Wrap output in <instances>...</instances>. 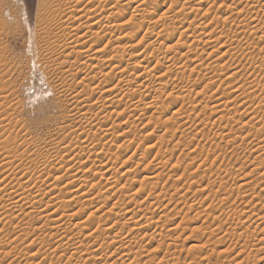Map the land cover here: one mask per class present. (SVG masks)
Here are the masks:
<instances>
[{
  "label": "rangeland",
  "instance_id": "1",
  "mask_svg": "<svg viewBox=\"0 0 264 264\" xmlns=\"http://www.w3.org/2000/svg\"><path fill=\"white\" fill-rule=\"evenodd\" d=\"M4 1L14 6L19 12V16L16 23L13 19L7 20L9 23L8 25L12 26V31L15 33L13 35L11 34L8 38L10 49L8 58L10 60L9 62H13L12 65H15L16 71L10 79L8 78L6 81L9 87L11 86L10 90L8 88L6 91L8 102L5 103V99H3L4 96H0V118H7L5 121H8V123H6L7 121L5 122L7 125L4 123L6 126H0V153H6V156L10 153L8 157L9 159L12 157L10 161L13 162V164L11 166L0 167V187L7 189V187L10 188L9 186L12 187V185H15L14 187H17L26 182L28 183L27 186H30L32 189L35 187L38 188V185H40L39 187H44L43 189L45 190V186L53 183L55 186L56 182L64 177L57 182L58 187L64 189V187L66 188V186H68L67 183L76 180L79 176L80 178L84 176L88 181V186H86L85 191L91 189V197H89L92 198L91 201L93 202L94 200V202L90 204L88 202L87 205L85 204L86 206L84 208L86 210L84 209L79 214L80 218L84 220L88 219L90 225L93 224L91 225L92 227L89 226L84 230V232L79 235L78 239L76 238V241L82 246L81 250H76L75 246V252H73V248L71 249L70 247L66 248L67 246H63L62 249H58L59 252L56 254H54L53 249L57 245L56 242L58 240L55 237H50L55 231L43 228V220L36 219L38 217L37 214H34V220L29 216L23 215L24 217H20L18 212L15 213L14 210H10L6 214L8 217H5L6 215H4V218L0 217V264H264V244L261 242L263 241L264 243V220L261 218V215L264 216V208H262L261 204L262 201L264 202V181L261 179L264 166L260 169V166L258 167L259 163L256 161L258 160L256 157L262 153H259V148L262 147L261 145L264 140V137L262 138V136H264V111H262L264 110V106L263 108L258 107V104H264V93H261L257 88L260 84H264V22H262L264 21V0L226 1V5L224 4L222 8L220 6L222 4L221 2H224L223 0H217L216 4H214L213 0H197L198 2L195 0H191L192 2L186 0L187 3L185 0H180V5L182 7L186 4L184 7L187 10L184 9V12L186 13L187 11V14L192 12L188 15L189 20H186L183 15H181V17L175 16L176 12L182 9V7L179 5L181 8L179 7L178 10H173L174 4L172 3L174 0H122L123 4L121 5L123 7L130 1L135 2L132 3L129 9H123L124 12H126V10L129 12H126L127 14L123 24L127 23L131 25L133 22L139 20V22L142 21V24L145 26L142 25L143 28L139 30H134L133 28V31L131 27L129 28L131 33L127 31L125 32L126 34L117 28L115 29V26L119 24L116 15L114 17L115 20L111 17L110 8L115 6V2L119 3L118 0H75L76 5H79L82 10L78 7L77 11L79 14L76 15L78 12H74L75 14L72 20H70V22L76 19L78 20L75 21L76 23L74 22V26L71 27V24L67 21L69 24V31L66 29L65 32L68 31V34L66 33L64 35L67 36L69 41L71 39V41H73V39L74 41L77 39L78 41L81 40L77 44L79 48L76 47L78 50L75 49V56H68L70 60H67V58L65 59L64 56H58L60 51H57L56 48L53 54L56 61L52 60L54 59L53 56L48 57V52H46L43 48V44L40 42L41 33L43 32L41 31V27L37 25L39 0ZM109 1H112V4ZM96 2H98V4ZM238 2L240 10L246 7L244 8L246 9L244 10L246 15L243 14V16H246V28L239 25L242 29L246 30H243L246 33H243V31L241 32L242 29L234 22V20L238 19V16L235 10L234 13L231 8H236L235 3L238 4ZM58 3V0H46L44 6H46V4L54 5ZM157 3H160L158 5H160L162 9L155 13L153 7ZM106 4H108V6ZM136 5H138L137 7H141L137 10ZM211 5L213 7L210 12H206L208 10L207 8L210 9ZM229 6H231V8ZM170 7L173 12L170 10ZM191 9L192 11H190ZM198 10L201 11L196 12ZM169 11H171V13H169ZM151 14L154 15L151 16ZM8 16L9 13L7 12L5 17L8 18ZM150 16L154 18L152 22L160 20L164 23L163 21H165L167 24L166 28L170 27V24L174 21V23L171 24V26H174H172L173 29L170 27V30H172L170 33H174L175 36L171 46L174 45L176 48H174L173 54L168 52L164 53V55H160L159 59L161 58L160 62L162 64H158V60L154 57L149 58L151 53L159 48V46L163 45L165 41L164 36L160 37L162 35L159 36L157 34L158 30L160 31V29H158L160 25H158L159 27L157 28L155 23L150 24L148 21ZM66 18L67 17H64V20H67ZM108 19H110V22ZM131 19L134 20L132 21ZM142 19L145 22H143ZM253 19H257L256 21L258 22L252 23ZM184 21L187 22L185 23ZM249 21L250 24L248 23ZM84 23L85 28L83 26ZM181 23H183L184 27ZM190 23L194 25L192 28L194 30L197 29V31L194 32L193 30H189L186 34L184 29L188 24L191 25ZM80 25L85 31L82 30L83 28ZM75 26H78L77 28L81 27V29H75ZM257 27L258 29L261 28L258 30ZM73 28L75 29V33L72 32V30H74ZM174 28H176V30H174ZM76 30L81 33H77ZM152 30L156 31L153 32ZM238 30L243 35L240 34ZM138 31H140V33ZM91 32L94 33L92 34ZM127 33L137 34L139 37H137L138 39L136 37V39L134 37L130 39ZM152 33L154 35L156 33L155 37ZM124 34L126 36H124ZM151 34L153 35L152 38L148 37V35L151 36ZM38 35L39 37H37ZM82 36H87V38L83 39ZM177 36L180 38L184 36L185 38L183 37L181 40ZM118 37L120 39H118ZM176 37L181 40V43L178 42L179 40L177 41ZM260 37L262 40H260ZM89 38L92 39L90 40ZM204 38H209L208 43H206L207 40ZM218 38H220V40H218ZM98 39L102 42H99L100 40ZM114 39H116L117 42ZM155 40L159 41L156 42ZM98 42L101 45L98 46ZM160 42L161 44L158 45ZM177 42L178 44H176ZM231 42L233 43L231 44ZM110 43L111 46L109 45ZM91 44L93 45L90 46ZM152 44H155L154 47ZM214 44L216 46H214ZM119 45H125L124 48L123 46L121 47L123 50H120L125 55L132 53L135 55L136 52L141 50L142 51L139 53L145 52V49L148 50L146 52L149 54L147 58L148 60L150 59V64L147 62H140L138 66H141H137L135 70H132L133 74H135L134 78L137 77L139 81H136V79H131L132 81L127 80V75L123 74V72L126 71L124 67L126 68L127 58L123 59V57H120V60L117 58V52L115 50L119 52L117 49ZM189 45L192 48H190ZM197 46L199 48H197ZM187 49L189 53L186 52ZM191 49L192 51H190ZM166 50L167 49L164 48V51ZM194 51H196V53ZM44 52L46 54H44ZM77 52L82 55H79V53L77 55ZM243 53L245 54L243 55ZM181 55L186 56V59L183 58V56L181 57ZM86 56L88 58H86ZM106 56L107 58H105ZM114 56L117 59H115ZM171 56H174V58L177 57L178 60L175 59L174 61L170 59ZM41 57H43V59ZM58 57L59 59H56ZM116 60L125 62L121 65ZM168 60L169 63L165 64ZM172 60L179 64L176 66L179 67V69L170 73L165 67L170 66L173 63ZM141 61H143V59H141ZM118 66L120 69L123 67L124 70L122 69L123 71H120ZM67 69H70L69 72ZM146 71H150L152 74L157 72L160 73L155 74V76L153 74V76L157 78L161 76L164 82L161 80L156 81L154 79V81L148 79L146 84H144L145 88L142 87L144 91L141 89L139 90L140 93L131 97L128 95V92L132 90L136 91L137 87L144 81L140 77L138 78V75L140 76L141 73H145ZM233 72H235L234 75ZM175 74H177V76ZM83 87L86 88L84 89ZM241 87L246 88V104L243 102L244 99H238L237 96H235L237 95L235 92H237V89L240 90L239 88ZM115 88H120L122 91L118 94L117 98H114L113 95L108 93L111 89L114 90ZM91 90L94 94H92ZM256 91H258V93ZM78 92H82L81 94L84 97V103H81L80 107L77 105L78 103L75 105L77 101L72 99L71 96V94L74 95ZM141 93L142 95L144 94V97L141 96ZM253 93H257V96L254 95V98ZM131 103L133 104L131 105ZM12 105L14 107H11ZM227 105L228 107L224 108ZM146 107L147 109L145 110L144 108ZM76 108H82L84 110L79 114ZM4 109L6 113L3 111ZM9 109L11 111H8ZM2 112H4V115ZM82 113L84 114L82 115ZM12 117L13 120L11 119ZM244 122H246V126ZM83 132H88L89 135H83ZM10 134L11 136L12 134L15 136H12V139L6 138V136L8 137ZM229 134L232 135V137L237 135L235 136V138H237L235 139L236 141L232 140V138L230 140L222 139V137ZM242 137L246 139L243 140ZM8 141L10 142L8 143ZM6 142L7 144H4ZM20 158L22 159L20 160ZM29 158L39 160V163L33 165L34 169L30 168L31 170L25 172L26 167H22V169L21 163L23 161H29ZM66 163L70 165L67 166ZM42 168H46V171ZM105 168L110 169L111 173H115H108L105 175L103 173L104 170H106ZM21 169L23 171H20ZM38 170H42L45 173L43 172L42 174L41 171V175H38ZM62 174L63 176H61ZM46 180L48 182H46ZM51 186L47 187V189ZM31 188L30 190H32ZM92 189H94V191ZM100 190L101 192L98 194L97 192ZM46 191L48 190H45V192ZM72 191L71 187L67 190L65 189L64 195L66 198L71 197L70 192ZM34 194L30 195L29 193V196L26 195L27 200L29 201L30 198V201L32 200L34 202L37 198L36 201L40 199L43 200V197H45L38 193ZM37 194L38 196H36ZM95 195L100 196L97 199ZM134 198L135 200H133ZM77 201L78 200L72 202V205L71 203H67L68 206L72 207H69V209L75 210V208H78ZM229 204L231 206H229ZM99 207L101 208L99 209ZM126 211H130L131 214L133 212L132 215L136 213V220L133 222L129 221L127 219L129 217L125 216ZM1 212L2 211H0V213ZM2 214L4 213L2 212L1 215ZM14 214L18 216L15 217ZM6 218L11 221L5 220ZM77 221L79 220H75V222ZM136 221L137 224L140 223L137 226L135 224ZM240 222H243L241 226L239 224ZM21 223L22 225H20ZM72 227L70 226L72 231L76 232L78 230V228L74 230ZM90 231H96L94 236H98L99 239L105 237L109 238V240H107L108 242L105 241L107 243L104 249L102 246L98 247L100 243L97 242L96 237H86L87 234L91 233ZM23 234H27V236ZM62 234L64 235L65 233ZM117 234L120 235V238L114 239ZM99 235H101V238ZM237 235L238 237L240 236L241 239L240 237L238 238ZM68 238H70V236H68ZM111 238L113 242H116L111 243ZM130 243L133 247L135 246L134 249L131 250L132 254L123 249L125 246H130ZM86 248L89 250L88 255H84V252L87 251ZM107 248L108 250H105ZM70 249L71 251H69ZM43 253H48L47 258ZM71 253L80 256L75 255L76 257H73ZM89 254L90 256L92 255V258ZM31 255H33V257ZM75 258L78 259L76 260ZM87 259L90 261L89 263H86Z\"/></svg>",
  "mask_w": 264,
  "mask_h": 264
},
{
  "label": "bare ground",
  "instance_id": "2",
  "mask_svg": "<svg viewBox=\"0 0 264 264\" xmlns=\"http://www.w3.org/2000/svg\"><path fill=\"white\" fill-rule=\"evenodd\" d=\"M59 1V3L58 4H46V6H44L45 5V3H46V0H39V5H38V12H37V18H38V26L39 27H41V31L43 32V33H41L42 34V36L40 37L41 38V43L43 44V48L46 50V52H48L47 54H48V57L50 56H53V54L55 53V49L57 48V51L59 50L60 51V53H59V55L58 56H61V57H65V59L67 58V60H70V59H68V58H70V57H68V56H75V52H76V50H78V49H76V47L77 48H79L78 46H77V44L81 41V40H79L78 41V39L76 40V41H74V39H73V41H69V39H67V36H65L64 34H66L68 31H69V29H68V25L69 24H71L70 26L72 27V26H74V22L77 20H74V21H72V22H70V20H72V18H73V16H74V12H76L77 10H78V7H79V5H76V1L75 0H58ZM95 1V0H94ZM106 1V0H105ZM113 1V0H112ZM111 1V2H112ZM137 1V0H136ZM148 1V0H147ZM186 1V0H185ZM191 1V0H190ZM195 1H197V0H195ZM222 1V0H221ZM224 2H221L222 4H221V8H222V6L225 4L226 5V1H232V0H223ZM233 1H235V0H233ZM232 1V2H233ZM239 1V0H238ZM246 1V0H245ZM251 1V0H250ZM254 1V0H253ZM256 1V0H255ZM110 2V1H109ZM110 2V3H111ZM118 2L119 3H117V2H115L114 4H115V6H113L112 8H110L111 9V14L112 15H114V16H112L111 14V17H113V19L115 20V15H116V17L118 18V22H119V24L118 25H116V23H115V29L117 28L118 30H121V31H123V33H125V32H127V31H129V28H131L132 27V31H133V28H134V30L135 29H137V30H139V29H141V28H143L142 27V25L144 26V24H142V21H140L139 22V20L138 21H135V22H139V23H135V22H131L132 24L131 25H129V24H127V23H125V24H123L124 22V20H125V18H126V14L127 13H129V12H127V10H126V12H124L123 11V9H125V8H128L129 9V7L132 5V3H135V2H128V4H124L125 6L123 7L121 4H123V1L122 0H118ZM145 2V1H144ZM192 2V1H191ZM198 2V1H197ZM202 2V1H201ZM213 2H214V4H216V2H217V0H213ZM77 3H78V1H77ZM95 3V2H94ZM97 4H98V2H96ZM107 3V2H106ZM130 3V4H129ZM137 3V2H136ZM142 3V2H141ZM184 3V2H183ZM186 3H187V1H186ZM240 3H241V1H240ZM250 3V2H249ZM253 3V2H252ZM66 4V5H65ZM103 4V3H102ZM112 4V3H111ZM140 4V3H139ZM147 4V3H146ZM158 4H160V3H157V4H155L154 5V7H153V9H154V12L156 13V12H158V11H160L162 8L160 7V5H158ZM172 4H174V8H173V10H178L179 9V7L181 6L180 5V0H174V2L172 3ZM264 4V3H263ZM64 5H65V8H64ZM93 5V4H92ZM100 5V4H99ZM104 5V4H103ZM107 6H108V4H106ZM110 5V4H109ZM148 5H149V3H148ZM180 5V6H179ZM182 5H184V4H182ZM186 5V4H185ZM184 5V6H185ZM199 5V4H198ZM220 5V4H219ZM236 5V6H235ZM235 5H233V6H235L236 8H231V6H229L231 9H233V12H234V10H235V12H236V14H237V16H238V19H236V20H234V22H236L237 23V25L239 26H242V27H244V28H246V13H244V10H246V9H244V8H246V7H243L241 10H240V8L238 7V5H239V2H238V4H236L235 3ZM257 5V4H256ZM97 6V5H96ZM112 6V5H111ZM138 5H136V7H137ZM142 6H144V5H142ZM171 6V5H170ZM182 7V9H180L179 11H175L176 12V14L175 13H173V14H175V16L176 17H181V15H183V17L184 18H186V20H189V18H188V15H190V13H192V12H190V13H188L187 14V11H186V13L184 12V9H185V7ZM196 6V5H195ZM200 6V5H199ZM210 6V5H209ZM218 6V5H217ZM253 6V5H252ZM139 7H141V6H139ZM139 7H137L136 9L138 10V8ZM145 7V6H144ZM149 7V6H148ZM147 7V8H148ZM180 7V8H181ZM188 7V6H187ZM212 5H211V7H210V9L209 8H207L208 10L206 11V12H210V10L212 9ZM219 7V8H220ZM224 7V6H223ZM80 8V7H79ZM83 8H84V6H83ZM100 8V7H99ZM98 8V9H99ZM132 8H135V7H132ZM220 8V9H221ZM227 8H228V6H227ZM262 8V7H261ZM81 10H82V8H80ZM79 9V10H80ZM103 9V8H102ZM190 9V8H189ZM196 9H198V8H196ZM195 9V10H196ZM201 9V8H200ZM219 9V10H220ZM230 9V10H231ZM93 10V9H92ZM137 10H136V12H137ZM169 10V9H168ZM170 10H172V8L170 7ZM173 10H172V12H173ZM185 10H187V9H185ZM226 10V9H225ZM85 11V10H84ZM96 11V10H95ZM124 13H123V12ZM140 11V10H139ZM190 11H192V9L190 10ZM199 11H201V10H198V11H196V12H199ZM9 13V16H8V18L7 17H5V14L6 13ZM78 12V11H77ZM86 12V11H85ZM99 12V11H98ZM120 12V13H119ZM133 12V11H132ZM144 12V11H143ZM147 12V11H146ZM232 12V11H231ZM232 12V13H233ZM234 12V13H235ZM145 13V12H144ZM154 13V14H155ZM169 13H171V11H169ZM205 13V12H204ZM254 13V12H253ZM256 13V12H255ZM264 13V12H263ZM77 14H79V12L78 13H76V15ZM154 14H151V16L152 15H154ZM164 14V13H163ZM172 14V15H173ZM195 14V13H194ZM243 14H245L244 16H243ZM75 15V16H76ZM88 15H89V13H88ZM97 15V14H96ZM95 15V16H96ZM118 15V16H117ZM140 15V14H139ZM172 15H170V16H172ZM192 15V14H191ZM257 15V14H256ZM18 16H19V12L17 11V9H15V7L14 6H12L10 3H7L6 1H4V0H0V38L1 37H3V38H1L0 39V96H4L3 97V99H5V103H7L8 102V97L6 96V91H7V89L9 88V90H10V87H9V84L6 82L7 81V79L9 78L10 79V77L13 75V73H15V71H16V67H15V65L13 66L12 65V63H10L9 61V58H8V55H9V43H8V38L11 36V34L13 35V34H15V33H13V28H12V26H10V25H8L9 23L7 22V20L8 19H13V21L16 23V21H17V19H18ZM151 16L148 18V21L150 22V24H153V23H155V25L157 26V28L159 27L158 25H160V28H158V29H160V31L158 30V35L160 36V35H162V36H160V37H163L164 36V39H165V41L163 42V41H161V42H163V45H161V46H159V48H157V49H155L152 53H151V56H149V58L150 57H154L155 59H157L158 60V64H160L161 62V58L159 59V57H160V55H164V53H168V52H170V53H172L173 52V50H174V48H176V46L174 47V45L173 46H171V44L173 43V39H175V36H174V33H170V31H172V30H170V27H171V29H173L172 28V26H174V25H172L171 26V24H173L174 23V21L170 24V27H168V28H166V23H165V21H163L164 23H162L160 20V22L159 21H154V22H152L153 20H154V18H151ZM168 16V15H167ZM169 16V17H170ZM174 16V17H175ZM232 16H233V14H232ZM234 16H236V15H234ZM64 17H67L66 19L67 20H64ZM166 17V16H165ZM169 17H168V19H169ZM183 17H182V20H183ZM86 18V17H85ZM92 18V17H91ZM100 18V17H99ZM133 18V17H132ZM144 18V17H143ZM167 18V17H166ZM188 18V19H187ZM195 18V17H194ZM218 18V17H217ZM232 18V17H231ZM134 19H135V17H134ZM134 19H131L132 21L134 20ZM162 19H163V17H162ZM165 19V18H164ZM167 19V20H168ZM180 19V18H179ZM216 19V18H215ZM234 19V18H233ZM249 19V18H248ZM80 20V19H79ZM83 20V19H82ZM89 20H91V19H89ZM110 19H108V21H109ZM113 20V21H114ZM136 20V19H135ZM143 20V19H142ZM166 20V19H165ZM170 20V19H169ZM168 20V21H169ZM175 20V19H174ZM214 20V19H213ZM218 20V19H217ZM223 20V19H222ZM257 20V19H256ZM256 20H252V23L253 22H258V21H256ZM259 20H261V19H259ZM37 21V20H36ZM67 21L69 22V24L67 23ZM78 21V20H77ZM105 21V20H104ZM193 21V20H192ZM195 21H196V19H195ZM251 21V20H250ZM250 21L248 22L249 24H250ZM84 22V21H83ZM110 22V21H109ZM116 22V21H115ZM143 22H145L144 20H143ZM185 22V21H184ZM183 22V23H184ZM187 22V21H186ZM185 22V23H186ZM211 22V21H210ZM225 22V21H224ZM232 22H233V20H232ZM262 22H264V21H262ZM261 22V23H262ZM76 23V22H75ZM79 23V22H78ZM82 23V22H81ZM88 23V22H87ZM147 23V22H146ZM162 24V26H161V24ZM178 23V22H177ZM183 23H181L182 24V26H183ZM193 23V22H192ZM192 23H190L191 25H189L188 24V26L184 29L185 31H186V34H187V32L189 31V30H193L194 32H196L197 31V29L196 30H194L192 27H194V25L192 24ZM194 23H196V22H194ZM89 24V23H88ZM93 24V23H92ZM111 24V23H110ZM179 24H180V22H179ZM203 24V23H202ZM211 24V23H210ZM260 24V23H259ZM79 25V24H78ZM100 25V24H99ZM186 25V24H185ZM236 25V24H235ZM252 25V24H251ZM255 25V24H254ZM257 25V24H256ZM16 26V25H15ZM19 26V25H18ZM69 26V27H70ZM81 26V25H80ZM84 28H85V23H84ZM88 26V25H87ZM92 26V25H91ZM91 26H89L90 28H92ZM154 26V25H153ZM152 26V27H153ZM168 26H169V24H168ZM176 26H178V25H176ZM201 26V25H200ZM239 26V27H240ZM259 26V25H258ZM263 26V25H262ZM14 27V26H13ZM70 27V28H71ZM78 27V26H77ZM76 26L74 27L75 29L77 28ZM82 27V26H81ZM81 27H79L80 29H81ZM105 27V26H104ZM108 27V26H107ZM106 27V28H107ZM110 27V26H109ZM145 27V26H144ZM180 27H181V25H180ZM184 27V26H183ZM183 27H181L182 29H183ZM219 27V26H218ZM238 27V28H239ZM16 28V27H15ZM14 28V29H15ZM73 28V29H74ZM79 28H77V29H79ZM83 28V27H82ZM84 28L82 29L83 31H85L84 30ZM114 28V27H113ZM177 28V27H176ZM176 28H174V30H176ZM241 28V27H240ZM261 28V27H260ZM259 28V29H260ZM38 29H40V28H38ZM66 29H68V31L67 32H65L66 31ZM75 29L74 30H72V32H74L75 31ZM104 29V28H103ZM154 29V28H153ZM156 29V28H155ZM181 29V30H182ZM207 29V28H206ZM232 29V28H231ZM242 29V28H241ZM257 29H258V27H257ZM258 29V30H259ZM81 30V31H82ZM89 30V29H88ZM91 30V29H90ZM105 30V29H104ZM130 30V31H131ZM157 30V29H156ZM155 30V31H156ZM178 30H179V28H178ZM184 30H182V31H184ZM201 30V29H200ZM221 30V29H220ZM243 30H245V29H242L241 30V32L243 31ZM257 30V31H258ZM16 31V30H15ZM40 31V30H39ZM38 31V32H39ZM87 31V30H86ZM103 31V30H102ZM107 31V30H106ZM129 31V32H130ZM142 31V30H141ZM147 31V30H146ZM153 32H155L154 30H152ZM180 31V30H179ZM202 31V30H201ZM212 31H213V29H212ZM239 31V30H238ZM246 31V30H245ZM76 32L77 33H81L80 31H77L76 30ZM116 32V31H115ZM139 33H140V31H138ZM144 32V31H143ZM192 32V31H191ZM240 32V31H239ZM239 32H237V33H239ZM240 32V34H242ZM256 32V31H255ZM264 32V31H263ZM263 32H261V33H263ZM69 33H71V32H69ZM75 33V32H74ZM92 34L94 33V32H91ZM100 33H101V31H100ZM131 33V32H130ZM135 33V32H134ZM151 33V32H150ZM176 33H178V32H176ZM180 33H182V32H180ZM193 33V32H192ZM217 33V32H216ZM231 33V32H230ZM243 33H246V32H244L243 31ZM258 33H259V31H258ZM38 34V33H37ZM68 34V33H67ZM83 34V33H82ZM85 34V33H84ZM126 34V33H125ZM124 34V36H126ZM153 34V33H152ZM151 34V36H149L148 35V37H151L152 38V36L154 35H152ZM183 34V33H182ZM194 34V33H193ZM198 34H201V33H198ZM233 34V33H232ZM239 34V35H240ZM40 35V34H39ZM39 35L37 36V37H39ZM88 35H90V34H88ZM87 35V36H88ZM99 35H101V34H99ZM104 35V34H103ZM107 35V34H106ZM127 35H129V37H130V39L132 38V37H139L137 34H129V33H127ZM133 35V36H132ZM147 35V34H146ZM155 35H156V33H155ZM155 35H154V37H155ZM157 35V36H158ZM177 35V34H176ZM184 35H185V32H184ZM243 35V34H242ZM244 35H246V34H244ZM78 36V35H77ZM81 36V35H80ZM87 36L86 37H83L82 36V38L84 39V38H87ZM92 36H94V35H92ZM181 36V35H180ZM194 36V35H193ZM198 36V35H197ZM206 36H208V35H206ZM241 36V35H240ZM254 36H256V35H254ZM263 36V35H262ZM79 37V36H78ZM95 37V36H94ZM113 37V36H112ZM128 37V36H127ZM177 37H179V36H177ZM177 37H176V39H177ZM184 36H182L181 38H183ZM191 37V36H190ZM221 37H223V36H221ZM231 37V36H230ZM264 37V36H263ZM133 38V39H134ZM135 38V39H136ZM180 37H179V39H181ZM185 38V37H184ZM193 38V37H192ZM201 38H202V36H201ZM215 38H216V36H215ZM224 38V37H223ZM245 38V37H244ZM261 38V37H260ZM39 39V38H38ZM90 39V38H89ZM92 39V38H91ZM90 39V40H91ZM94 39V38H93ZM118 39H120L119 37H118ZM122 39V38H121ZM138 39V38H137ZM163 39V40H164ZM179 39H177V41L179 40ZM205 39V38H204ZM204 39H202V40H204ZM209 39V38H208ZM208 39H205V40H207V42L206 43H208ZM225 39V38H224ZM259 39V38H258ZM98 40H100V39H98ZM115 41H116V39H114ZM142 40V39H141ZM140 40V41H141ZM150 40V39H149ZM160 40H161V38H160ZM182 40V39H181ZM181 40H179L178 42L179 43H181ZM194 40V39H193ZM201 40V41H202ZM218 40H220V38H218ZM217 40V41H218ZM227 40H228V38H227ZM234 40V39H233ZM240 40V39H239ZM260 40H262V38L260 39ZM85 41V40H84ZM96 41H97V37H96ZM133 41H135V40H133ZM156 41V40H155ZM159 41V40H158ZM158 41H156V42H158ZM187 41V40H186ZM194 41H196V40H194ZM258 41V40H257ZM83 42V41H82ZM99 42H102L101 40L99 41ZM98 42V43H99ZM104 42V41H103ZM112 42V41H111ZM117 42V41H116ZM139 42V41H138ZM144 42V41H143ZM161 42L158 44V45H160L161 44ZM176 42V41H175ZM174 42V43H175ZM178 42L176 43V44H178ZM192 42V41H191ZM197 42V41H196ZM195 42V43H196ZM203 42V41H202ZM205 42V41H204ZM216 42V41H215ZM247 42H248V40H247ZM134 43V42H133ZM152 43V42H151ZM151 43H150V45H151ZM198 43V42H197ZM211 43V42H210ZM233 42H231V44H232ZM240 43V42H239ZM256 43V42H255ZM255 43H254V45H255ZM82 44V43H81ZM103 44V43H102ZM125 44H127V43H125ZM156 44V43H155ZM155 44H152V46L154 47V45ZM199 44V43H198ZM203 44V43H202ZM230 44V43H229ZM244 44V43H243ZM249 44H250V42H249ZM257 44V43H256ZM93 44H91L90 46H92ZM98 46L99 45H101L100 43L99 44H97ZM96 45V46H97ZM108 45V44H107ZM110 46H111V43L109 44ZM128 45V44H127ZM148 45V44H147ZM150 45H148V46H150ZM180 45V44H179ZM183 45H185V44H183ZM183 45H181V46H183ZM195 45V44H194ZM200 45H201V42H200ZM207 45V44H206ZM206 45H204V46H206ZM224 45V44H223ZM80 46V45H79ZM123 46V48H124V46L125 45H119V46H117L116 48L119 50V52L117 51V50H115V49H112V50H115L116 52V54H117V58H119V60H120V57L122 58L123 57V59L124 58H127L126 60V68L124 67V69L126 70L125 72H123V74L124 75H127L126 77V79L127 80H131V79H136V81L138 80L137 79V77L136 78H134V75L135 74H133V71L132 70H135V67H137L139 64H140V62L142 63V62H147L148 64H150V59L148 60V58H147V56L149 55V54H147V52L146 51H148L147 49H143L145 52H142V53H139V52H141V51H139V52H136V54L134 55L133 53L132 54H128V55H125L124 53H122L120 50L122 49L123 50V48H121ZM134 46H135V44H134ZM139 46V45H138ZM188 46V45H187ZM193 46V45H192ZM202 46V45H201ZM203 46V47H204ZM214 46H216L215 44H214ZM240 46V45H239ZM101 47V46H100ZM129 47V46H128ZM128 47H126V48H128ZM189 47L190 48H192L190 45H189ZM188 47V48H189ZM80 48H83V47H80ZM89 48V47H88ZM138 48V47H137ZM164 48H166L167 50L166 51H164ZM177 48H178V45H177ZM185 48V47H184ZM189 48V49H190ZM197 48H199L198 46H197ZM76 49V50H75ZM84 49H87V48H84ZM92 49V48H91ZM95 49V48H94ZM93 49V50H94ZM102 49V48H101ZM131 49V48H130ZM136 49V48H135ZM149 49V48H148ZM181 49H183V48H181ZM218 49V48H217ZM238 49V48H237ZM246 49V48H245ZM251 49V48H250ZM259 49V48H258ZM111 50V51H112ZM153 50V49H152ZM241 50V49H240ZM262 50V49H261ZM97 51V50H96ZM101 51V50H100ZM109 51V50H108ZM125 51V50H124ZM137 51V50H136ZM164 51V52H163ZM190 51H192V49L190 50ZM197 51V50H196ZM196 51H194L195 53H196ZM211 51V50H210ZM227 51V50H226ZM225 51V52H226ZM243 51V50H242ZM245 51H247V50H245ZM80 52V51H79ZM79 52H77V55H78V53ZM84 52V51H83ZM82 52V53H83ZM93 52V51H92ZM98 52V51H97ZM178 52V51H177ZM186 52H188V49H187V51ZM186 52H184V53H186ZM236 52H238V51H236ZM258 52V51H257ZM87 53V52H86ZM94 53V52H93ZM101 53H103V52H101ZM175 53H176V51H175ZM189 53V52H188ZM246 53V52H245ZM245 53H243V55L245 54ZM254 53V52H253ZM261 53V52H260ZM44 54H46L45 52H44ZM81 53H79V55H80ZM85 54V53H84ZM99 54V53H98ZM110 54V53H109ZM173 54V53H172ZM178 54V53H177ZM180 54V53H179ZM223 54V53H222ZM239 54V53H238ZM76 55V56H77ZM82 55V54H81ZM87 55V54H86ZM91 55V54H90ZM96 55V54H95ZM94 55V56H95ZM102 55V54H101ZM189 55H191V54H189ZM202 55V54H201ZM231 55V54H230ZM251 55V54H250ZM249 55V56H250ZM254 55H255V53H254ZM42 56H44V55H42ZM56 56H57V54H56ZM71 56V57H72ZM92 56V55H91ZM93 56V57H94ZM183 55H181V57H182ZM210 56V55H209ZM240 56V55H239ZM45 57V56H44ZM47 57V58H48ZM54 57V56H53ZM52 57V58H53ZM78 57V56H77ZM76 57V58H77ZM92 57V58H93ZM115 57V56H114ZM186 56H183V58H185ZM189 57V56H188ZM195 57H197V56H195ZM221 57V56H220ZM237 57V56H236ZM241 57V56H240ZM263 57V56H262ZM42 59H43V57H41ZM83 58V57H82ZM85 58V57H84ZM86 58H88L87 56H86ZM105 58H107V56L105 57ZM111 58V57H110ZM116 57H115V59H117ZM51 59V58H50ZM56 59H59V57L58 58H56ZM100 59V58H99ZM141 59H143V61H141ZM170 59H173L174 61H175V59H177V57L176 58H174V56H171V58ZM186 59V58H185ZM190 59V58H189ZM253 59H254V57H253ZM49 60V59H48ZM52 60H55V57H54V59H52ZM78 60V59H77ZM91 60V59H90ZM172 60V61H173ZM178 60V59H177ZM256 60V59H255ZM254 60V61H255ZM264 60V59H263ZM46 61H47V59H46ZM56 61V60H55ZM75 61H76V59H75ZM87 61V60H86ZM95 61V60H94ZM102 61V60H101ZM106 61V60H105ZM110 61V60H109ZM117 61V60H116ZM115 61V62H116ZM155 61V60H154ZM171 61V60H170ZM173 61V63L170 65V66H167V67H165V68H167L166 70H168L170 73H173L174 71H177L178 69H179V67H176V66H178L179 64H177L176 62H174ZM180 61V60H179ZM186 61V60H185ZM188 61V60H187ZM202 61H203V59H202ZM232 61V60H231ZM244 61V60H243ZM41 62V61H40ZM44 62V61H43ZM96 62V61H95ZM117 62H119L121 65H123L124 64V62L125 61H123V62H121V61H117ZM116 62V63H117ZM190 62V61H189ZM205 62H206V60H205ZM74 63V62H73ZM87 63V62H86ZM109 63V62H108ZM118 63V64H119ZM146 63V64H147ZM156 63V62H155ZM166 63H169V60H168V62H165V64ZM186 63V62H185ZM215 63V62H214ZM264 63V62H263ZM88 64V63H87ZM96 64V63H95ZM104 64V63H103ZM107 64V63H106ZM162 64V63H161ZM177 64V65H176ZM184 64V63H183ZM211 64H212V62H211ZM217 64V63H216ZM262 64V63H261ZM244 65V64H243ZM245 65H246V63H245ZM263 65V64H262ZM72 66V65H71ZM74 66V65H73ZM90 66V65H89ZM99 66V65H98ZM103 66V65H102ZM120 66V65H119ZM119 66H118V68H119ZM141 66V65H140ZM140 66H138V67H140ZM146 66V65H145ZM165 66V65H164ZM197 66V65H196ZM201 66V65H200ZM216 66V65H215ZM218 66V65H217ZM254 66V65H253ZM84 67V66H83ZM94 67V66H93ZM97 67V66H96ZM106 67V66H105ZM109 67V66H108ZM147 67V66H146ZM160 67V66H159ZM162 67V66H161ZM242 67V66H241ZM257 67V66H256ZM71 68V67H70ZM104 68V67H103ZM114 68V67H113ZM117 68V67H116ZM180 68L182 69V67L180 66ZM199 68V67H198ZM211 68H212V66H211ZM259 68V67H258ZM120 69V68H119ZM122 69H123V67H122ZM122 69H120V71H123ZM162 69V68H161ZM253 69V68H252ZM261 69H262V67H261ZM66 70V69H65ZM68 70V72H69V70L70 69H67ZM90 70H91V68H90ZM102 70V69H101ZM117 70V69H116ZM215 70H216V68H215ZM220 70H222V69H220ZM240 70V69H239ZM238 70V71H239ZM183 71V70H182ZM207 71V70H206ZM84 72V71H83ZM91 72V71H90ZM103 72V71H102ZM143 72V71H142ZM109 73V72H108ZM165 73V72H164ZM164 73H163V75H164ZM210 73V72H209ZM234 73L235 72H233V75H234ZM245 73V72H244ZM264 73V72H263ZM86 74V73H85ZM98 74V73H97ZM107 74V73H106ZM111 74V73H110ZM119 74H120V72H119ZM138 74H139V72H138ZM154 74V73H153ZM153 74L149 71V72H145V73H141L140 74V76L138 75V78L140 77L141 79H143L144 81H142L141 83L142 84H140V86H138L137 87V89H136V91H134V90H132L133 91V95H132V91H129L128 92V95H130L131 97L132 96H135V95H137L138 93H140L139 92V90H143L144 91V89L142 88V87H144V84H146V82L148 81V79H151V80H156V81H163L162 80V78H161V76H158L159 78H157V77H154L155 76V74H160V73H155L154 74V76H153ZM183 74V73H182ZM185 74V73H184ZM72 75V74H71ZM90 75V74H89ZM112 75V74H111ZM118 75V74H117ZM121 75V74H120ZM137 75V74H136ZM176 76H177V74H175ZM219 75V74H218ZM207 76V75H206ZM243 76V75H242ZM109 77V76H108ZM113 77V76H112ZM117 77V76H116ZM125 77V76H124ZM193 77V76H192ZM217 77V76H216ZM230 77V76H229ZM261 77H262V75H261ZM166 78V77H165ZM178 78V77H177ZM196 78V77H195ZM252 78V77H251ZM117 79H118V77H117ZM121 79V78H120ZM154 80V81H155ZM200 80V79H199ZM246 80V79H245ZM114 81V80H113ZM126 81V80H125ZM132 81V80H131ZM131 81H130V83H131ZM139 81V80H138ZM153 81V82H154ZM169 81V80H168ZM171 81V80H170ZM189 81V80H188ZM209 81V80H208ZM10 82V81H9ZM102 82V81H101ZM111 82V81H110ZM109 82V83H110ZM164 82V81H163ZM107 83V82H106ZM133 83V82H132ZM110 84H112V83H110ZM125 84V83H124ZM158 84H160V83H158ZM184 84V83H183ZM182 84V85H183ZM242 84V83H241ZM137 85V84H136ZM154 85V84H153ZM160 85H162V84H160ZM159 85V86H160ZM181 85V86H182ZM253 85V84H252ZM255 85H256V83H255ZM96 86H98V85H96ZM118 86V85H117ZM124 86V85H123ZM130 86V85H129ZM180 86V85H179ZM90 87V86H89ZM88 87V88H89ZM126 87V86H125ZM166 87V86H165ZM257 87V86H256ZM84 89L86 88V87H83ZM121 88V87H120ZM114 89V90H110V92H108L109 94H111V95H113L114 96V98H117L118 97V94L119 93H121L122 91H121V89ZM128 88V87H127ZM145 88V87H144ZM182 88H183V86H182ZM188 88V87H187ZM186 88V89H187ZM194 88V87H193ZM252 88V87H251ZM258 90H260V92L261 93H264V84H260L258 87ZM12 89V88H11ZM133 89V88H132ZM172 89V88H171ZM185 89V90H186ZM240 90H238L237 89V92H235V94H237V95H235V96H237V98L239 99V98H242V100L244 99V104H246V94H247V92H246V88H244V87H241V88H239ZM90 90V89H89ZM88 90V91H89ZM155 90V89H154ZM183 90V89H182ZM236 90V89H235ZM87 91V90H86ZM92 91V90H91ZM158 91V90H157ZM100 92V91H99ZM107 92V91H106ZM162 92V91H161ZM165 92V91H164ZM190 92V91H189ZM257 93H258V91H256ZM82 92H78V93H76V94H74V95H72L71 94V96H72V99H74V100H76L77 102L75 103V105L77 104L79 107H80V104L81 103H84L83 102V100H84V97H83V95L81 94ZM84 93V92H83ZM88 93V92H87ZM90 93V92H89ZM154 93V92H153ZM157 93V92H156ZM257 93H253V98H254V95H256L257 96ZM5 94V95H4ZM92 94H94L93 93V91H92ZM91 94V95H92ZM105 94V93H104ZM124 94V93H123ZM196 94V93H195ZM127 95V94H126ZM144 95V94H143ZM142 95V93H141V96H143ZM160 95V94H159ZM251 95H252V93H251ZM259 95V94H258ZM70 96V97H71ZM93 96V95H92ZM129 96V97H130ZM140 96V95H139ZM140 96V97H141ZM234 96V97H235ZM102 97V96H101ZM144 97V96H143ZM143 97H142V99H143ZM155 97V96H154ZM153 97V98H154ZM175 97V96H174ZM136 98V97H135ZM161 98H162V96H161ZM169 98V97H168ZM209 98V97H208ZM129 99V98H128ZM137 99V98H136ZM158 99V98H157ZM160 99V98H159ZM175 99V98H174ZM192 99V98H191ZM121 100V99H120ZM123 100V99H122ZM134 100V99H133ZM161 100V99H160ZM261 100V99H260ZM260 100H259V102H260ZM264 100V99H263ZM263 100H261V101H263ZM115 101V100H114ZM124 101V100H123ZM153 101V100H152ZM159 101V100H158ZM241 101V100H240ZM71 102H72V100H71ZM121 102V101H120ZM258 102V103H259ZM264 102V101H263ZM2 103V102H1ZM151 103V102H150ZM152 103H154V102H152ZM209 103V102H208ZM220 103V102H219ZM242 103V102H241ZM133 103H131V105H132ZM205 104V103H204ZM10 105V104H9ZM137 105V104H136ZM140 105V104H139ZM145 105H147V104H145ZM163 105V104H162ZM231 105V104H230ZM259 106L258 107H260V108H263V106H264V104L263 103H260V104H258ZM123 106V105H122ZM122 106H120V107H122ZM184 106H185V104H184ZM256 106V105H255ZM11 107H14L13 105L11 106ZM82 107V106H81ZM118 107V106H117ZM128 107V106H127ZM131 107V106H130ZM138 107V106H137ZM162 107V106H161ZM164 107V106H163ZM214 107V106H213ZM226 107H228V105L227 106H225L224 108H226ZM233 107V106H232ZM257 107V106H256ZM8 108H9V106H8ZM84 108V107H83ZM102 108V107H101ZM116 108V107H115ZM212 108V107H211ZM217 108V107H216ZM255 108V107H254ZM253 108V109H254ZM12 109V108H11ZM76 109H78V112H79V114H80V112L81 111H83L84 109H82V108H76ZM121 109V108H120ZM145 110L147 109V107L146 108H144ZM143 109V110H144ZM13 110V109H12ZM160 110V109H159ZM194 110V109H193ZM218 110V109H217ZM223 110H225V109H223ZM262 110V109H261ZM3 111H5V109L3 110ZM8 111H11L10 109L8 110ZM13 111H15V110H13ZM137 111V110H136ZM148 111V110H147ZM191 111V110H190ZM227 111V110H226ZM232 111V110H231ZM235 111H237V110H235ZM259 111H260V109H259ZM262 111H264V110H262ZM261 111V112H262ZM129 112V111H128ZM145 112V111H144ZM162 112V111H161ZM221 112V111H220ZM228 112V111H227ZM254 112V111H253ZM252 112V113H253ZM5 113H6V111H5ZM256 113V112H255ZM2 114L4 115V112H2ZM84 113H82V115H83ZM86 114V113H85ZM233 114H234V112H233ZM106 115V114H105ZM145 115V114H144ZM178 115V114H177ZM222 115H223V113H222ZM143 116V115H142ZM174 116V115H173ZM181 116V115H180ZM221 116V115H220ZM242 116V115H241ZM6 117V116H5ZM176 117V116H175ZM187 117V116H186ZM103 118V117H102ZM131 118V117H130ZM138 118V117H137ZM226 118H227V116H226ZM5 119H7V118H0V126H3L4 125V123L7 121H5ZM12 120H13V117L11 118ZM175 119V118H174ZM187 119V118H186ZM241 119V118H240ZM144 120V119H143ZM149 120V119H148ZM171 120V119H170ZM96 121V120H95ZM248 121V120H247ZM126 122V121H125ZM135 122V121H134ZM255 122V121H254ZM6 123H8V121L6 122ZM5 123V124H6ZM245 124V126H246V122H244ZM257 123V122H256ZM12 124V123H11ZM106 124V123H105ZM124 124V123H123ZM165 124V123H164ZM188 124V123H187ZM7 125V124H6ZM6 125H4V126H6ZM17 125V124H16ZM243 125V124H242ZM111 126V125H110ZM168 127H170V126H168ZM225 127V126H224ZM10 128H12V127H10ZM82 128V127H81ZM132 129V128H131ZM168 129V128H167ZM213 129V128H212ZM231 129V128H230ZM82 130V129H81ZM183 130V129H182ZM86 131V130H85ZM231 131V130H230ZM10 132V131H9ZM89 132V131H88ZM88 132L86 133V132H83L82 134L84 135V134H88ZM94 132V131H93ZM96 132V131H95ZM110 132V131H109ZM98 133V132H97ZM238 133V132H237ZM167 134V133H166ZM172 134V133H171ZM89 135V134H88ZM87 135V136H88ZM134 135V134H133ZM140 135V134H139ZM258 135V134H257ZM256 135V136H257ZM3 136V135H2ZM12 136H13V134H12ZM12 136H11V134L7 137L6 136V138H8V139H12ZM15 136V135H14ZM13 136V137H14ZM121 136V135H120ZM235 136H237V135H235ZM235 136L234 137H232V135H226V136H224V137H222V139L224 138V139H231L232 138V140H235V139H237V138H235ZM239 136V135H238ZM245 136V135H244ZM112 137V136H111ZM264 136H262V138H263ZM5 138V139H6ZM88 139V138H87ZM92 139V138H91ZM90 139V140H91ZM242 139L244 140V139H246V138H243L242 137ZM4 140V139H3ZM3 140H1V141H3ZM7 141V140H6ZM13 141V140H12ZM100 141V140H99ZM236 141V140H235ZM5 142V141H4ZM10 141H8V143H9ZM22 142V141H21ZM25 142V141H24ZM70 142V141H69ZM263 142H264V140H263ZM262 142V147L261 148H259V150H260V152L259 153H261L259 156H257L256 157V159L258 158V160H256L258 163H259V165H258V163H257V165H258V167L260 166V169H261V167L262 166H264V143ZM2 143V142H1ZM14 143V142H13ZM67 143V142H66ZM232 143V142H231ZM242 143V142H241ZM4 144H7V142L6 143H4ZM18 145V144H17ZM45 145V144H44ZM81 145V144H80ZM239 145V144H238ZM4 146V145H3ZM13 146V145H12ZM124 146H125V144H124ZM124 146H123V148H124ZM259 146V145H258ZM80 148V147H79ZM1 149V148H0ZM2 149H3V147H2ZM6 149V148H5ZM258 149V148H257ZM46 150V149H45ZM79 150V149H78ZM93 150V149H92ZM58 151V150H57ZM258 151V150H257ZM7 152V151H6ZM67 152H69V151H67ZM79 152V151H78ZM58 153V152H57ZM71 153V152H70ZM69 153V154H70ZM257 153V152H256ZM0 154H2V155H0V167L1 166H11L12 164H13V162H11L10 160L12 159V157L9 159V157H8V155L10 154H8L7 156L4 154V153H0ZM60 154V153H59ZM22 155V154H21ZM162 155V154H161ZM11 156V155H10ZM37 156V155H36ZM67 156V155H66ZM161 157V156H160ZM37 158V157H36ZM103 158V157H102ZM109 158V157H108ZM22 158H20V160H21ZM30 159V158H29ZM15 160V159H14ZM94 160V159H93ZM164 160V159H163ZM172 160V159H171ZM23 161V160H22ZM56 161V160H55ZM72 161V160H71ZM101 161V160H100ZM107 161V160H106ZM109 161V160H108ZM85 162V161H84ZM94 162V161H93ZM112 162H113V160H112ZM114 162H115V160H114ZM17 163V162H16ZM21 163V162H20ZM39 163V160H36V159H30L29 161H27V162H22L21 163V168L23 167H26L25 169H26V171L25 172H27V170L29 171V170H31L30 168H33V165H35V164H38ZM69 163H71V162H69ZM69 163H66L67 164V166H69L70 164ZM83 163V162H82ZM88 163V162H87ZM28 164V165H27ZM65 164V165H66ZM85 164H86V162H85ZM110 164V163H109ZM162 164V163H161ZM16 165V164H15ZM108 165V164H107ZM113 165V164H112ZM20 166V165H19ZM81 166V165H80ZM104 166V165H103ZM111 166V165H110ZM114 166H115V164H114ZM16 167H18V166H16ZM15 167V168H16ZM71 167V166H70ZM74 167H75V165H74ZM73 167V168H74ZM82 167L84 168V165L82 164ZM113 167V166H112ZM2 168V167H1ZM6 168H8V167H6ZM22 168V169H23ZM37 168V167H36ZM72 168V169H73ZM111 168V167H110ZM239 168V167H238ZM16 169H18V168H16ZM20 169V168H19ZM20 170V171H23V170ZM34 169V168H33ZM44 171H46V168H42ZM69 169V168H68ZM106 169V168H105ZM93 170V169H92ZM113 170V169H112ZM235 170V169H234ZM253 170V169H252ZM17 171V170H16ZM19 171V170H18ZM39 171V170H38ZM42 171V170H41ZM41 171H39L38 172V175L40 174L41 175ZM44 171H42V174H43V172ZM116 171V170H115ZM264 171V170H263ZM15 172V171H14ZM83 172V171H82ZM262 172V171H261ZM17 173H19V172H17ZM16 173V174H17ZM24 173V172H23ZM45 173V172H44ZM105 175L106 174H108V173H111L110 172V169H106V170H104V172H103ZM113 173H115V172H113ZM113 173H111V174H113ZM263 174L261 175L262 177H261V179L264 181V172H262ZM110 174V175H111ZM154 174V173H153ZM253 174V173H252ZM22 175V174H21ZM60 175V174H59ZM75 175V174H74ZM103 175V174H102ZM238 175V174H237ZM61 176H63V174L61 175ZM72 176V175H71ZM104 176V175H103ZM116 176V175H115ZM156 176V175H155ZM39 177V176H38ZM41 177V176H40ZM76 177V176H75ZM82 177V176H81ZM243 177V176H242ZM15 178V177H14ZM17 178H19V177H17ZM21 178H23V177H21ZM64 177H62L61 179H63ZM152 178V177H151ZM5 179V178H4ZM7 179V178H6ZM10 179V178H9ZM13 179V178H12ZM25 179H26V177H25ZM44 179V178H43ZM60 179V180H61ZM76 179V178H75ZM260 179V180H261ZM16 180V179H15ZM21 180V179H20ZM19 180V181H20ZM55 180V179H54ZM60 180H56L57 182H59ZM69 180H70V178H69ZM2 182V181H1ZM23 182V181H22ZM28 182V181H27ZM45 182V181H44ZM46 182H48L47 180H46ZM46 182H45V184H46ZM57 182H56V185L54 186L53 184V181H52V183L53 184H51V185H53V186H51V185H48V186H45L46 187V189L45 190H48V191H46L45 192V190L43 189V188H41V187H39L40 185H38V188H34V189H32L30 186V188L32 189V190H30V188L27 186V184L28 183H26L25 182V184H21V185H19V186H17V187H14L15 185H12V187L11 186H9L10 188H8L7 187V189H4V188H1L0 189V211H2L4 214H2L1 215V213H0V217H2V218H4V215H6L7 214V212H9L10 210H14V212L16 213V212H18L19 214H20V217H22L23 215L24 216H29L30 218H32V219H34V214H37V216L39 217H37L36 219H40V220H43V226H42V223H41V226L43 227V228H48V229H51L52 231H55L53 234H52V236H50V237H52V238H56L57 240H55V241H57L56 243H57V248H56V246H55V248L53 249L54 250V254H56L57 252H59L58 251V249L60 250V249H62V247L63 246H67L66 248H68V247H70L71 249L73 248V250H74V247H75V249L77 250H81V248H82V246L79 244V242L78 241H76V238L78 239L79 238V235L82 233V232H84V230H86L89 226H91V225H93V224H91L90 225V222L88 221V219L87 220H84V219H82V218H80V216H79V214L85 209L84 207L87 205V203L89 202V204L92 202L91 200H92V198H90L91 196H90V192H91V189L89 190V191H85V188H86V186H88V181H87V179H85V177L83 176V178H80V176H79V178H77L76 180H74V181H72V182H70V183H67V185L68 186H66V188L64 187V189L63 188H59L58 187V185H57ZM91 182V181H90ZM251 182V181H250ZM20 183V182H19ZM31 183V182H30ZM38 183V182H37ZM51 183V182H50ZM114 183V182H113ZM260 183V182H259ZM5 184V183H4ZM14 184V183H13ZM116 184H117V182H116ZM119 184V183H118ZM92 185V184H91ZM33 186V185H32ZM49 186H51L50 188H48L47 189V187H49ZM116 186V185H115ZM241 186V185H240ZM250 186V185H249ZM34 187V186H33ZM72 188V192H70L71 193V197L70 198H66V196L64 195V193H65V189L67 190V189H69V188ZM232 187V186H231ZM212 188V187H211ZM101 189V188H100ZM238 189V188H237ZM34 190V191H33ZM93 191H94V189H92ZM69 191V190H68ZM179 191V190H178ZM177 191V192H178ZM225 191V190H224ZM248 191V190H247ZM67 192V191H66ZM100 192H101V190L99 191V192H97L98 194H100ZM117 192H118V189H117ZM30 193V195H32V194H34V193H38V194H40V195H44L45 197H43L44 199L43 200H38V201H36V200H34V202L31 200L30 201V198L28 197L29 194ZM69 193V192H68ZM93 193V192H92ZM95 193V192H94ZM38 194L36 195V196H38ZM115 194H117V193H115ZM167 194V193H166ZM26 195H28L27 197L29 198V201L27 200V198H26ZM35 195V194H34ZM94 195V194H93ZM49 196V197H48ZM90 196V197H89ZM100 195H95V197H97V199H98V197H99ZM255 196V195H254ZM31 197V196H30ZM92 197H94V196H92ZM150 197V196H149ZM156 197V196H155ZM39 198H40V196H39ZM244 198V197H243ZM262 198V197H261ZM94 199H96V198H94ZM76 200H78L76 203H78V208H75V210H72V209H69V207L70 206H68V204L67 203H71V205H72V202H74V201H76ZM133 200H135V198L133 199ZM234 200V199H233ZM241 201L243 202V200L241 199ZM93 202H94V200H93ZM92 202V203H93ZM122 202V201H121ZM223 202V201H222ZM116 203V202H115ZM86 204V205H85ZM88 204V205H89ZM118 204V203H117ZM132 204V203H131ZM160 204V203H159ZM261 204H262V208H264V202L262 201L261 202ZM75 205V204H74ZM119 205V204H118ZM235 205V204H234ZM76 206H77V204H76ZM75 206V207H76ZM115 206H116V204H115ZM115 206H113V207H115ZM136 206V205H135ZM229 206H231L230 204H229ZM118 207V206H117ZM70 208H72V207H70ZM101 207H99V209H100ZM147 208V207H146ZM27 209V210H26ZM99 209H97V210H99ZM114 209V208H113ZM120 209V208H119ZM229 209V208H228ZM26 212H25V211ZM29 210V211H28ZM86 210V209H85ZM96 210V211H97ZM117 210V209H116ZM125 211V210H124ZM131 211V210H130ZM130 211H126V213H125V216H127V217H129V218H127L129 221H135L136 219L135 218H137V216H136V213L134 214V215H132L133 214V212H132V214L130 213ZM93 213V212H92ZM96 213V212H95ZM262 213V212H261ZM8 214H10V213H8ZM123 214V213H122ZM264 214V213H263ZM15 215V217L16 216H18L17 214H14ZM33 215V216H32ZM91 215V214H90ZM94 215V214H93ZM92 215V216H93ZM118 215V214H117ZM146 215V214H145ZM149 215V214H148ZM235 215H236V213H235ZM239 215V214H238ZM13 216V215H12ZM11 216V217H12ZM23 216V217H24ZM32 216V217H31ZM120 216V215H119ZM5 217H8L7 215L5 216ZM10 217V218H11ZM239 217V216H238ZM237 217V218H238ZM1 218V219H2ZM121 218V217H120ZM125 218V217H124ZM233 218V217H232ZM241 218V217H240ZM239 218V219H240ZM261 218H262V220H264V216L263 215H261ZM24 219V218H23ZM92 219V218H91ZM90 219V220H91ZM161 219V218H160ZM246 219V218H245ZM248 219V218H247ZM260 219V218H259ZM4 220V219H3ZM5 220H8L7 218L5 219ZM10 220V219H9ZM8 220V221H9ZM12 220H14V219H12ZM25 220V219H24ZM23 220V221H24ZM31 220V219H30ZM35 220V219H34ZM40 220H39V222H40ZM75 220H79V221H77V222H75ZM119 220V219H118ZM121 220V219H120ZM127 220V221H128ZM146 220V219H145ZM261 220V221H262ZM11 221V220H10ZM9 221V222H10ZM31 221H33V220H31ZM100 221V220H99ZM102 221V220H101ZM116 221V220H115ZM125 221V220H124ZM227 221V220H226ZM225 221V222H226ZM258 221V220H257ZM26 222V221H25ZM30 222V221H29ZM34 222V221H33ZM36 222V221H35ZM120 222V221H119ZM154 222H156V221H154ZM220 222V221H219ZM239 222V221H238ZM37 223V222H36ZM113 223V222H112ZM152 223V222H151ZM241 223H243V222H240L239 224H240V226H241ZM257 223H259V222H257ZM26 224V223H25ZM30 224V223H29ZM99 224V223H98ZM135 224H136V226L137 225H139L140 223H138L137 224V221L135 222ZM144 224V223H143ZM146 224H147V221H146ZM20 225H22V223L20 224ZM85 225V226H84ZM245 225V224H244ZM259 225V224H258ZM26 226V225H25ZM70 226L75 230L76 228H78V230L76 231V232H74V231H72L71 230V228H70ZM141 226V225H140ZM40 227V226H39ZM92 227V226H91ZM143 228H145L144 226H142ZM141 227V228H142ZM223 227V226H222ZM248 227H250V226H248ZM256 227V226H255ZM18 228V227H17ZM41 228V227H40ZM40 228H37V229H40ZM140 228V229H141ZM234 228V227H233ZM236 228H237V225H236ZM243 228V227H242ZM242 228H241V230H242ZM263 228V227H262ZM20 229V228H19ZM98 229V228H97ZM247 229V228H246ZM252 229V228H251ZM250 229V230H251ZM41 230H42V228H41ZM40 230V231H41ZM143 230V229H142ZM156 230V229H155ZM232 230V229H231ZM245 230V229H244ZM249 230V231H250ZM256 230H258V229H256ZM22 231H23V229H22ZM236 231V230H235ZM234 231V232H235ZM249 231H247V232H249ZM20 232V231H19ZM24 232V231H23ZM22 232V233H23ZM91 232V231H90ZM214 232V231H213ZM251 232H252V230H251ZM254 232V231H253ZM18 233V232H17ZM36 233H38V232H36ZM62 233H65L64 235L62 234ZM96 233V231H93V232H91V233H89V234H87V236L86 237H89V238H92V237H96L97 238V242L98 243H100V245H98V247H100V246H102L103 247V249H104V246L106 245V243L108 242L107 240H109V238H107V237H105V238H103V239H99L98 238V236H94V234ZM28 234V233H27ZM27 234L25 235V234H23V235H25V236H27ZM40 234H41V232H40ZM39 234V235H40ZM119 234H122V233H119ZM151 234V233H150ZM216 234V233H215ZM248 234V233H247ZM252 234V233H251ZM22 235V234H21ZM123 235V234H122ZM126 235V234H125ZM145 235V234H144ZM235 235V234H234ZM239 235V234H238ZM238 235H237V237H238ZM37 236V235H36ZM35 236V237H36ZM68 236H70V238H68ZM100 236V238H101V235H99ZM103 236V235H102ZM114 236H116V235H114ZM139 236V235H138ZM145 236H147V235H145ZM229 236V235H228ZM34 237V238H35ZM38 237V236H37ZM111 237V236H110ZM133 237V236H132ZM137 237V236H136ZM135 237V238H136ZM160 237V236H159ZM240 237V236H239ZM238 237V238H239ZM244 237V236H243ZM25 238H28V237H25ZM116 238H120V235H118L117 234V236L116 237H114V239H116ZM81 239V238H80ZM95 239V238H94ZM93 239V240H94ZM130 239V238H129ZM221 239V238H220ZM237 239V238H236ZM240 239H241V237H240ZM260 239V238H259ZM262 239V238H261ZM111 243H114V242H116V241H114L113 242V239L111 238ZM80 241V240H79ZM105 241H107V242H105ZM130 241V240H129ZM138 241V240H137ZM149 241V240H148ZM223 241V240H222ZM221 241V242H222ZM260 241V240H259ZM95 242H96V240H95ZM118 242V241H117ZM144 242V241H143ZM262 242V244H264L263 243V241H261ZM260 242V243H261ZM93 243V242H92ZM136 243V242H135ZM231 243V242H230ZM236 243H238V242H236ZM252 243V242H251ZM36 244H37V242H36ZM59 244V245H58ZM94 244H96V243H94ZM122 244V243H121ZM127 244V243H126ZM219 244H220V242H219ZM84 245V244H83ZM97 245V244H96ZM124 245V244H123ZM128 245V244H127ZM130 246H123L124 248V251H126V252H130L131 253V250H133L134 249V247L132 246V244L130 243L129 244ZM137 245V244H136ZM50 246V245H49ZM122 246V245H121ZM139 246V245H138ZM85 247V246H84ZM95 247V246H94ZM102 247H101V249H102ZM193 247V246H192ZM263 247V246H262ZM34 248V247H33ZM44 248V247H43ZM65 248V249H66ZM106 248V247H105ZM161 248V247H160ZM195 248V247H194ZM261 248V247H260ZM264 248V247H263ZM71 249L69 250V251H71ZM84 249V248H83ZM95 249V248H94ZM98 249H100V248H98ZM228 249V248H227ZM238 249V248H237ZM259 249V248H258ZM43 250V249H42ZM86 250H87V248H86ZM105 250H108V248L107 249H105ZM226 250V249H225ZM243 250H244V248H243ZM246 250V249H245ZM63 251V250H62ZM61 251V252H62ZM68 251V252H69ZM85 251V250H84ZM89 250H87L86 252H84V255H88V252ZM101 251V250H100ZM140 251V250H139ZM65 252V251H64ZM73 252H75V250L73 251ZM91 252V251H90ZM97 252H99V251H97ZM126 252H124V253H126ZM257 252H258V250H257ZM259 252H260V250H259ZM263 252V251H262ZM70 253V252H69ZM68 253V254H69ZM79 253V252H78ZM77 253V254H78ZM109 253V252H108ZM245 253V252H244ZM35 254V253H34ZM39 254H40V251H39ZM38 254V255H39ZM43 254H45L46 255V258H47V254L46 253H43ZM72 255H73V257L76 255L75 253L73 254V253H71ZM94 254V253H93ZM116 254V253H115ZM132 254V253H131ZM42 255V254H41ZM111 255V254H110ZM129 255V254H128ZM251 255V254H250ZM32 257H33V255H31ZM50 256V255H49ZM76 256H80V255H76ZM75 256V257H76ZM89 256H90V254H89ZM92 256V255H91ZM90 256V257H91ZM102 256V255H101ZM234 256V255H233ZM241 256V255H240ZM254 256V255H253ZM70 257V256H69ZM250 257V256H249ZM248 257V258H249ZM262 257V256H261ZM51 258V257H50ZM84 258V257H83ZM89 258V257H88ZM92 258V257H91ZM93 258H94V256H93ZM264 258V257H263ZM76 260L78 259V258H75ZM82 259V258H81ZM95 259V258H94ZM98 259V258H97ZM105 259V258H104ZM48 260V259H47ZM46 260V261H47ZM74 260V259H73ZM75 260V261H76ZM79 260H80V258H79ZM78 260V261H79ZM91 260V259H90ZM93 260V259H92ZM134 260H135V258H134ZM28 261V260H27ZM70 261V260H69ZM71 261H72V259H71ZM87 262L86 263H89L90 261H88V259L86 260ZM98 261V260H97ZM117 261V260H116ZM123 261V260H122ZM125 261V260H124ZM259 261V260H258ZM32 262H33V260H32ZM44 262V261H43ZM42 263V262H41ZM84 263H85V261H84ZM146 263V262H145ZM32 264V263H31ZM34 264H36V263H34ZM52 264V263H51ZM55 264V263H54ZM90 264V263H89ZM96 264V263H95ZM103 264V263H102ZM147 264V263H146Z\"/></svg>",
  "mask_w": 264,
  "mask_h": 264
}]
</instances>
